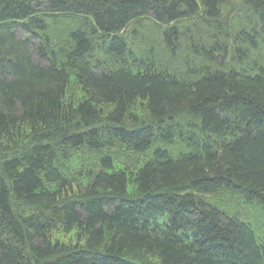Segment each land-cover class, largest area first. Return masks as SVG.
I'll return each mask as SVG.
<instances>
[{
    "label": "trees",
    "instance_id": "obj_1",
    "mask_svg": "<svg viewBox=\"0 0 264 264\" xmlns=\"http://www.w3.org/2000/svg\"><path fill=\"white\" fill-rule=\"evenodd\" d=\"M0 264H264V0H0Z\"/></svg>",
    "mask_w": 264,
    "mask_h": 264
},
{
    "label": "rangeland",
    "instance_id": "obj_2",
    "mask_svg": "<svg viewBox=\"0 0 264 264\" xmlns=\"http://www.w3.org/2000/svg\"><path fill=\"white\" fill-rule=\"evenodd\" d=\"M146 25H147V23H145ZM69 26V25H68ZM148 26V25H147ZM60 27V29H61V26H59ZM63 28V27H62ZM148 28V27H147ZM140 31V30H139ZM137 34H138V32H136ZM142 33V35H143V37L141 38V40H142V42H144V46H146V47H149V45H150V43H153V46H154V49L158 52H160V47H158V43H155V40H154V38H151L150 36H148L146 33H144L143 31L141 32ZM150 33L151 34H153V32L151 31V29H150ZM138 41H140V39L138 40ZM151 46V45H150ZM163 59L166 61L167 59L165 58V57H163ZM172 68H177V69H182V66L181 65H178V64H171L170 65ZM219 198L218 199H220V198H222L220 195L218 196ZM205 198H207V199H212V200H214L215 201V197H212L211 195H207V196H205ZM233 205V207H232V209H234L235 210V208L238 206V205H236L235 203H233L232 204ZM243 206V207H242ZM246 205H243V204H241L239 207H238V209L235 211V213H236V217H238L240 220H242L243 222H245V223H249L250 225H252V226H254V224L251 222V220L250 219H252V220H256V219H258V217H259V213H258V211L256 210L257 208H255V209H253L252 208V206L250 207V206H248V207H245ZM228 209H230V207H227ZM258 215V216H257Z\"/></svg>",
    "mask_w": 264,
    "mask_h": 264
}]
</instances>
